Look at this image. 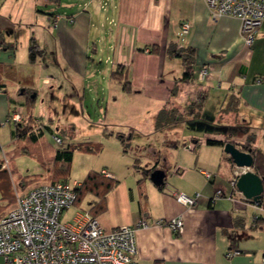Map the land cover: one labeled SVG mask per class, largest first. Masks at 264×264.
Returning <instances> with one entry per match:
<instances>
[{
	"label": "crops",
	"instance_id": "obj_1",
	"mask_svg": "<svg viewBox=\"0 0 264 264\" xmlns=\"http://www.w3.org/2000/svg\"><path fill=\"white\" fill-rule=\"evenodd\" d=\"M26 1L0 0V42L3 43L0 44V114L3 110L9 116L21 114L22 123H27L31 116L43 119L31 107L39 95L43 97L41 103L47 104L50 99H57V93L65 111L70 115L79 113L82 100L78 89L73 87L76 94H65L62 88L66 86L58 87L59 80L49 77L69 74L70 80L77 82L88 72V59L95 61L102 51L92 42V33L98 29L96 21L107 7L106 19L115 26L112 42L107 43L109 50H113L106 59L111 65V75L117 66L123 65L120 83L129 80L133 87L144 88L148 95L165 101L164 106L176 107L185 115L201 94L205 96L201 115L185 117L179 122L183 123L181 127L173 123L161 129L186 138L188 150L183 151L187 154H177L175 163L169 164V156H162L153 146L148 147L146 156L140 153L147 168L166 172L162 186L150 180L136 157L133 164L129 163L132 168L121 170L114 164L101 167L99 172L114 180L112 188L101 197L92 192L84 194L72 208L89 209L107 229L133 225L143 217L167 221L182 215L185 224L182 234L174 233L167 224L137 230L139 264H264V198L256 205L238 189L233 190L230 181L237 166L224 146L206 144L208 138L224 140L227 137L222 131L231 125L217 122L221 115L235 111L238 113L235 121L248 133L231 142L242 150L245 149L241 146L248 143L247 150L252 148L254 155L259 152L264 156V22L249 47L244 42L241 21L233 16L212 19L204 0H68L66 4L63 0ZM50 1L54 8L38 9V4ZM62 5L68 11L57 9ZM184 23L190 26L188 34L182 32ZM31 38L44 50L34 62L29 59ZM172 44L178 49H195L194 75L188 82L182 81V58L168 52ZM154 45L159 46L158 52H149ZM104 51L108 52L107 47ZM203 69L206 75L200 79ZM41 76L45 89L33 81H40ZM173 89H176L175 95H172ZM215 105L219 107L215 116L196 124L209 108L213 112ZM42 127L38 125L33 131L44 133L46 128L56 134L52 126ZM94 144L77 145L94 147ZM167 146L176 147L178 143H167ZM116 147L124 155L121 159L125 157L127 162L131 147L127 151L122 143ZM0 152V202L7 200L6 205L0 204L1 218L15 205L16 193H10L8 178L14 175L15 168L1 143ZM47 163L48 173L52 170L53 175H42L33 184L18 179L15 191L25 193L35 186L64 180L56 172L55 157L47 158ZM203 171L214 173L213 179L208 180ZM84 179L73 182L80 186ZM217 190H222L223 195L211 201ZM177 191L191 196L199 192L198 205L184 206L175 197Z\"/></svg>",
	"mask_w": 264,
	"mask_h": 264
},
{
	"label": "rangeland",
	"instance_id": "obj_2",
	"mask_svg": "<svg viewBox=\"0 0 264 264\" xmlns=\"http://www.w3.org/2000/svg\"><path fill=\"white\" fill-rule=\"evenodd\" d=\"M67 1L63 0V4H66ZM26 2L31 3L32 0H27ZM54 7L51 1L48 4H38V9L44 11H48ZM57 9L60 11H68L69 8L62 5L58 6ZM106 9L102 10V17L96 21L99 25L98 29H94L92 33V42H96L102 51L95 57V61L88 59V72L82 74L77 82H72L70 76H68L69 74H52L51 77L48 76L49 78H57L59 80L58 87L62 84L66 86L62 88L65 94H76V90L73 89L75 87L78 89L81 93V98L79 99L80 101L82 100V106L78 108L80 112H72L70 115L69 112L65 111L64 102L62 100L60 101L58 93L56 94L57 99H50L47 104H45L46 102L41 103L43 97L39 95L35 106L30 109L33 113H40V115L42 114L44 116L43 119L39 117H32L30 119L29 124L30 126L32 125V130L43 121L41 124L43 125L42 128L47 125L52 126L57 135H53L48 129L44 128V135L36 143L32 142L29 137L27 139L17 138L15 124L9 122L10 116L7 115L5 110L1 112L0 143L5 152H8L11 157L12 166L15 168L14 175L8 176L11 186L9 189L10 193H16L15 187L18 179H25L28 183L33 184L36 178L43 177L45 174L53 175L52 170L48 173L47 169L49 164L47 163V158L55 156L57 149L61 146L66 147L69 142V144H86L92 142L101 145L99 151L94 150L89 152L84 148L75 149L73 161L68 165L69 171L67 175H63V172L60 175L63 177L62 179L67 178L70 182H73V180L81 181L90 171H100L101 167L109 164L112 166L114 164L117 169L121 170L127 167L132 168L131 165L136 157H139L141 163H145V159L143 157L144 160H142L140 153H144L146 156L145 153H147L146 150H148L149 146L159 149L162 156H169V164L172 161L175 163L174 156L177 157V154H187L183 150H188L186 148L188 142L182 135L177 136L167 130L166 132L164 130H154L156 118L164 108L165 101L148 95L144 88L133 87L131 92L126 91L123 89V82L120 83L118 79L112 77L111 65L106 62V59L109 53L111 55L113 54V50H109L107 43L110 44L112 42L115 26L106 19ZM113 42L115 44V41ZM105 47H107L108 52L104 51ZM33 81L40 86V89H45L46 83L43 81L42 76L40 77V81ZM52 85L53 82L50 86ZM23 88L24 86L21 87V89ZM234 100H236L235 97L232 99V102ZM218 108L215 105L213 112L209 108L204 114V117L196 121V124L200 125L201 122H204L203 120H206L205 118L214 117ZM233 112H227L221 115V120L217 122V124L231 125L227 131H222L223 133L226 132L227 135L224 139L225 142L239 140V138L246 136L245 134L248 133L239 127L238 122L235 121L237 119L235 116L238 113ZM179 122L175 123L179 124L180 127L183 126V123ZM214 128L215 126L211 127L210 130L212 131ZM12 131H14V135ZM118 132H123L126 136L132 135V139L129 142L131 148L129 149L128 156H126L129 159L127 162L125 161V157L121 159L124 156L121 151H117L116 146H121V142L117 136ZM108 133H113V135H108ZM54 136L60 137L62 143L57 142ZM176 141L178 146H167V143L170 144ZM104 146L105 150L101 151ZM246 146L248 147L249 144L246 143L241 147L244 148ZM0 155L2 156L1 152ZM144 163L142 164L144 165ZM143 168H145V172L149 175L153 171L145 165ZM222 173L223 171L220 170V175ZM2 203L6 205L7 200L0 202V204ZM84 204L86 202L83 203V206ZM75 209L76 207L71 208L64 214L65 216L62 219L64 221H71L76 211Z\"/></svg>",
	"mask_w": 264,
	"mask_h": 264
},
{
	"label": "built area",
	"instance_id": "obj_3",
	"mask_svg": "<svg viewBox=\"0 0 264 264\" xmlns=\"http://www.w3.org/2000/svg\"><path fill=\"white\" fill-rule=\"evenodd\" d=\"M204 1L212 19L238 18L245 44L249 47L254 44L264 22V0ZM181 29L188 34L190 26L184 23ZM205 75L203 69L199 78L204 79ZM22 119L21 114L14 113L9 122L17 124ZM54 139L62 143L60 137ZM8 162L6 158L5 166ZM248 170L252 168L234 170L230 181L233 190L237 189L238 177ZM203 173L208 180L213 179L214 173ZM78 186L76 182L59 180L35 186L25 193L16 192L15 205L0 218V264H139L136 239L139 228L167 224L176 234L184 232L182 215L167 221L143 217L136 224L107 229L89 209H78L71 221H64L65 212L76 204ZM174 194L187 207L197 206L201 196L199 192L192 196L178 191ZM222 195V190H217L211 201Z\"/></svg>",
	"mask_w": 264,
	"mask_h": 264
},
{
	"label": "trees",
	"instance_id": "obj_4",
	"mask_svg": "<svg viewBox=\"0 0 264 264\" xmlns=\"http://www.w3.org/2000/svg\"><path fill=\"white\" fill-rule=\"evenodd\" d=\"M0 44H3L0 42ZM159 46L154 45L151 46L149 49V52H158ZM168 52L172 55H177L182 58L183 60V65H184V73L182 76V81L183 82H188L192 80V77L194 75V61H195V49L194 48H188V49H178L176 46L173 44L168 48ZM44 53V50H42L37 43V41L34 38H31L30 40V45H29V59L30 61L34 62L38 56H42ZM112 77L114 79H121L123 77V65L117 66L116 70L112 71ZM123 89L126 91L131 92L133 89V86L129 80H124L123 81ZM176 89L172 90V95H175ZM205 99V96L201 94L194 104H192L188 108V113L185 115L184 113L180 112L178 108L176 107H167L164 106L162 111L159 113V115L156 118V130H161L166 128L168 125L179 122V121H184L185 117L187 116H199L201 114V110L203 108V101ZM11 116V115H10ZM29 120L32 118L28 117ZM26 122H19L16 125V135L20 139H29L32 140V142L36 143L39 141V138L42 137L44 133L41 131L37 132L33 131L29 121ZM24 121V120H23ZM41 125V124H40ZM120 142L123 145L124 150H128V147L130 146V140L132 139V135L126 136L125 133L123 132H118L117 134ZM224 140H217V139H212L208 138L206 140V144L208 145H219V146H224L225 145ZM96 147V148H95ZM77 148H84L87 151H99L101 149L100 144H94V147H91V145H85V146H79L77 144H69L66 147H60L57 149L55 152V160L58 161L56 163V172L59 174L63 172V175H67L69 169L68 165L73 161L74 158V151ZM249 146L244 147L243 149L247 150ZM256 156V162L254 166V170L256 173L261 174L260 176L264 177V156L260 154L259 152L255 154ZM64 180H68L65 178ZM58 181V180H57ZM54 182V181H53ZM114 180L112 178H109L105 176L102 172L99 171H90L88 175L85 177L83 180V183L77 188L78 192V198L77 202L80 201V197L84 194H87L89 192L95 193L96 195L100 196L104 194L105 192L109 191L113 184ZM162 188V187H160ZM264 198V196H263ZM261 202V201H260ZM94 217H96L95 214H93ZM258 219V218H257ZM255 220L257 222L258 220ZM256 223L253 225L255 227Z\"/></svg>",
	"mask_w": 264,
	"mask_h": 264
},
{
	"label": "water",
	"instance_id": "obj_5",
	"mask_svg": "<svg viewBox=\"0 0 264 264\" xmlns=\"http://www.w3.org/2000/svg\"><path fill=\"white\" fill-rule=\"evenodd\" d=\"M224 151L233 160L237 167H249L248 170L242 173L237 180V189L244 197L253 202H260L264 193V177L260 176L253 170L256 162V157L253 154L252 148L242 150L235 143L227 141L224 145ZM166 172L162 169H155L150 174V180L156 186H162L165 182Z\"/></svg>",
	"mask_w": 264,
	"mask_h": 264
}]
</instances>
